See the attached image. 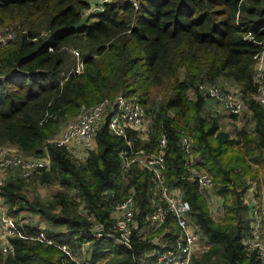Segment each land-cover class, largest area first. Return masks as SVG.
<instances>
[{"label": "trees", "instance_id": "1", "mask_svg": "<svg viewBox=\"0 0 264 264\" xmlns=\"http://www.w3.org/2000/svg\"><path fill=\"white\" fill-rule=\"evenodd\" d=\"M89 8L83 0H0V29L14 34L0 46V147L49 163L29 179L15 168L6 172L0 200L16 235L13 254H0V264H77L55 245L33 238L38 220L45 223L44 234L72 254L87 242L90 263L155 264L156 250L173 245L178 227L171 216L154 229L148 225L147 215L162 203L153 197L147 171L136 164L123 170L127 147L107 129L109 109L81 161L53 143L81 107L118 94L135 99L148 120L143 139L126 131L133 150L156 154L165 138L164 183L180 192L208 242L190 264H252L241 241L250 223L248 181L257 185L255 196L264 198V110L253 99L264 0H140L136 9L109 0L84 17ZM74 49L83 65L79 75L71 73ZM220 81L239 89L250 114L253 128L238 134L241 141L204 115L208 98L198 86ZM182 131L193 141L194 168L212 177L213 194L222 200L220 221L184 168ZM129 195L136 209L133 228L124 236H93L95 225L101 233L111 230L114 207ZM143 227L155 231L144 235Z\"/></svg>", "mask_w": 264, "mask_h": 264}, {"label": "built area", "instance_id": "2", "mask_svg": "<svg viewBox=\"0 0 264 264\" xmlns=\"http://www.w3.org/2000/svg\"><path fill=\"white\" fill-rule=\"evenodd\" d=\"M124 1L128 2L134 9L137 8L140 2V0ZM13 39L14 34L11 31L0 29V46L6 45ZM258 44L262 47V50L254 56L253 83L256 86V94L253 99L264 110V39ZM71 53L75 58V65L71 73L79 75L83 70L82 60L77 51H71ZM198 91L208 99L216 101L229 115L238 116L243 111V98L238 89L199 85ZM106 109H109L111 113L107 120L108 131L112 136L122 139L127 147V151L122 155L123 170L125 171L132 164H136L147 171L161 200L162 205H155L147 215L148 225L156 228L164 223L167 215H169L178 227V236L174 238L173 245L156 250L155 264H190L193 253L198 249L199 236L189 223L190 207L188 203L181 199L180 192L169 190L164 183L163 148L165 138L164 136L160 137L156 154H146L141 150H133L130 140L126 136V131L129 130L143 139L148 128V120L144 109L135 99L118 94L112 100L105 98L89 108L81 107L78 111L79 115L64 126L53 140V143L56 147L62 148L68 153L73 151V146L81 147L84 151L92 149L96 130L103 120ZM180 147L184 154V168L190 178L196 181L198 190L211 199V196L214 195L213 179L209 174L197 171L194 168L196 157L193 155L192 150L193 141L185 131H182L180 135ZM48 167L47 159L23 158L14 148L0 147V187L4 183L6 172L10 169H17L21 178L29 179L39 171H46ZM250 191L252 195L253 188ZM251 197L249 229L241 243L244 253L252 259V264H264V202L255 194ZM135 214L134 202L132 196L129 195L114 207L111 230L101 233V226L95 225L93 236L100 237L102 234L111 236V233L114 232L127 233L133 227ZM15 235L16 228L13 218L5 215V212L1 213L0 254H13L11 238ZM28 237L31 238L32 236ZM33 238L46 245H55L66 255L72 257L70 249L65 244L55 243L51 237L44 234L41 228L37 230Z\"/></svg>", "mask_w": 264, "mask_h": 264}, {"label": "rangeland", "instance_id": "3", "mask_svg": "<svg viewBox=\"0 0 264 264\" xmlns=\"http://www.w3.org/2000/svg\"><path fill=\"white\" fill-rule=\"evenodd\" d=\"M88 1H89V3L91 5L95 6V8H97L98 7L97 4H103L105 0H88ZM89 14H91V13L83 12V16L84 17L89 15ZM73 51H77V50L74 49ZM214 86H218V87H221V88L222 87L223 88L224 87H234L235 89H238L235 85H232V84H230V83H228L226 81H220L217 85H214ZM189 96H190V98H193V95L191 93L189 94ZM241 100H242V98H241ZM242 102H243V105H244L243 111L241 112L240 115L236 116V118H233L227 112H225L224 109L216 101H214L212 99H206V107H205L204 115L209 114L211 117L215 118L216 121H217V124H218V126L220 128V131L227 133L230 136L231 139H234L236 141L237 140L241 141V139L239 138L238 134L242 130H246L247 132H251V130L253 128V123H252V120L250 118V114L246 110L245 102L243 100H242ZM77 113L67 123H69L71 120L75 119L79 115V113L78 114ZM66 124L62 125V127L60 129V132L64 128V126ZM232 154H235V150L231 151L230 156ZM6 177L4 178V180L6 179ZM247 179L249 180V178H247ZM258 179H262L261 174H259V177H257V180ZM248 185L250 186V188H253V193H252L251 196H254V194L256 193V190H257V185L255 183L251 182V181H248ZM258 187H259V184H258ZM262 187L263 186L261 185L260 194H262L264 192ZM152 194H153L154 198H156L158 201L161 202V200H160L159 196L157 195L155 189H154ZM204 196L207 198L209 206H210V197H208L206 195H204ZM261 196H262L261 201L264 202L263 195H261ZM211 199L213 201H215L217 199H218V201H221L219 203V206L216 205V207H211L212 208V212H213L212 213L213 218L215 220H219L220 221V220H222L223 215H224V210H223L224 208L222 206V200H221V198L219 196H216V195H212ZM218 201H216V204L218 203ZM155 205H160V204H155ZM6 209H7L6 206H4L2 204V202H1V200H0V214L5 212ZM189 223H190L191 227L195 229V231L197 232V234L199 236V242H198V249L197 250H204L206 248V246H207V243L205 242V239L203 238L202 233L197 228H195L196 225L194 224L193 220H191V218L189 219ZM36 225H37V228H41V229H43L45 227V223L42 220H38ZM132 228H130V229H132ZM152 229H154V228H152ZM152 229L148 230L147 227H143V228H141L139 230V232H142V234L146 233L144 235H149L150 232L155 231V230H152ZM124 234L125 233H123L122 236H124ZM70 254H72V253H70ZM75 255H76V257H75L74 260L77 263H79V264H103V260L96 261L95 263H90L89 262V245H88L87 242L83 243L80 246L79 251L76 252Z\"/></svg>", "mask_w": 264, "mask_h": 264}, {"label": "crops", "instance_id": "4", "mask_svg": "<svg viewBox=\"0 0 264 264\" xmlns=\"http://www.w3.org/2000/svg\"><path fill=\"white\" fill-rule=\"evenodd\" d=\"M83 1H85L86 3H88L89 6H90V8L88 10L84 11V12H88V13L94 14V13H97V12L101 11V4H97L98 7L95 8V6L91 5L88 0H83ZM106 1H109V0H106ZM231 88H234V87H231ZM72 149H73V151L70 152L69 154L73 158H75L76 160L81 161L84 158L86 152L81 147H78V146H73ZM250 189H249V191H248V193L246 194V197H245V204L248 206V208L250 207V205H252V197H251V193H250L251 191H250ZM216 201H218V199L215 200V201H212V199H210V206H209V208H210V211L211 212H212V208L211 207H216V205L219 206V203L221 202V201H218V203L216 204ZM205 242L208 243L206 240H205ZM206 247H208V246H206ZM75 257H76V255L75 254H72V257H71L72 260H74ZM77 264H79V263H77Z\"/></svg>", "mask_w": 264, "mask_h": 264}]
</instances>
